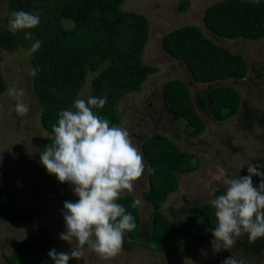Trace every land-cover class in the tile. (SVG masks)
I'll use <instances>...</instances> for the list:
<instances>
[{
    "label": "trees",
    "instance_id": "obj_1",
    "mask_svg": "<svg viewBox=\"0 0 264 264\" xmlns=\"http://www.w3.org/2000/svg\"><path fill=\"white\" fill-rule=\"evenodd\" d=\"M123 2L7 0L2 20L4 28H0V50L13 51L24 41L23 31L11 33L7 30L13 10L40 13V25L29 30L33 33L29 45L31 48L35 39L42 43L38 51L29 55L28 65L30 72L38 69L36 76H31V87L40 105V125L50 136H42L36 142L33 173L37 179L52 177L39 162L40 151L51 144L53 125L57 124L59 113L72 107L86 81H89V92L85 99L93 96L107 100L103 109L94 108L93 111L107 118L110 126H118L121 115L116 110L117 102L126 93L138 91L145 76L155 70L154 66L142 61L149 26L147 17L123 10ZM186 4L180 1L177 9L184 12ZM201 22L217 38L259 40L264 37V0L211 2L203 9ZM159 46L162 53L183 64L192 85H209L205 91L195 92V101L201 109L219 122L238 114L240 93L224 82L244 77L246 66L241 54L214 43L198 26L190 24L163 33ZM89 74L93 76L87 80ZM5 88L0 72V95ZM161 100L172 120L184 123L189 136L195 137L204 131L205 120L195 110L190 88L184 80L177 77L166 80L161 85ZM139 146L146 165L151 168V171L146 168L147 189L140 195V200L152 209L147 247L177 257L185 255L196 243L188 229L210 230L215 221L213 207L207 203L194 206L183 223L172 220L160 207L177 190V174L193 172L197 162L193 163L192 153L182 151L160 133L143 138ZM134 200L128 194L118 201L135 217L137 224L135 230L125 233L124 241L134 240L140 229L139 206L131 207ZM17 207V198L0 181V214L13 215ZM73 241L77 245V241ZM51 242L49 230L38 227L19 242L10 255L3 254V258L7 264H50L42 260L41 255ZM69 264L79 263L72 259Z\"/></svg>",
    "mask_w": 264,
    "mask_h": 264
},
{
    "label": "rangeland",
    "instance_id": "obj_2",
    "mask_svg": "<svg viewBox=\"0 0 264 264\" xmlns=\"http://www.w3.org/2000/svg\"><path fill=\"white\" fill-rule=\"evenodd\" d=\"M180 1L124 0L122 3L123 10L147 17L149 26L142 61L154 66L155 70L145 76L138 91L126 93L117 102L116 110L121 115L118 126L129 131L133 143L139 148L143 138L160 133L182 151L194 155L192 161L197 162L196 170L189 174H177V190L160 207L172 220L183 223L191 208L202 203L211 205L210 201L223 192L225 177H234L239 171L240 175H247L249 163L264 162V37L259 40L217 38L203 26L201 14L208 4L218 0H184L187 3L184 12L177 9ZM6 8L7 0H0V28H4L2 20ZM186 24L198 26L214 43L241 54L245 61L244 77L224 82L240 93L238 114L225 121H216L195 101V92L205 91L209 85H192L183 64L160 51L159 39L163 33ZM23 40L25 42L13 51L0 50V72L6 83L0 95V181L18 201L15 214H0V264H7L3 254L10 255L13 248L38 227H45L51 233L52 242L44 247L41 258L53 264L48 256L51 249L65 252L77 247L73 240L69 244L58 237L66 230L62 216L63 202H75L78 197L73 194L72 186L60 183L54 175L40 180L33 173L36 142L40 137L50 135L43 131L39 122L40 105L31 87L28 65L30 45L29 40ZM92 76L89 74L87 80ZM174 77L187 83L195 110L205 120L204 131L195 137L187 134L183 122L172 120L162 103L161 85ZM88 82L76 99L87 97ZM10 88L24 90L25 94L20 99L30 107L24 117L14 111L16 101L8 95ZM253 181L258 184L259 178L253 176ZM145 189L146 170L136 182L135 191L130 194L140 199ZM139 209V233L134 240L124 242L119 255L104 260L89 247H84V255L75 260L79 264H222L225 258L233 255L243 260L244 264H264V239L249 243L245 236L231 251H214L222 248L211 231L216 218L208 231L188 229L196 239L189 253L177 257L165 251L156 252L146 244L151 230V206L141 201Z\"/></svg>",
    "mask_w": 264,
    "mask_h": 264
},
{
    "label": "clouds",
    "instance_id": "obj_3",
    "mask_svg": "<svg viewBox=\"0 0 264 264\" xmlns=\"http://www.w3.org/2000/svg\"><path fill=\"white\" fill-rule=\"evenodd\" d=\"M41 23L38 11L13 10L8 19L7 30L23 31L24 39L32 41L33 33ZM42 41L35 39L29 55L38 51ZM38 69L30 75L35 77ZM23 89L10 88L8 95L16 101L15 113L24 117L30 111L21 101ZM106 98L89 96L76 99L71 108L62 110L58 122L53 125L51 144L40 151L39 162L49 175L60 183L72 186L75 202H63L62 216L65 231L59 239L77 247L71 251L48 252L53 264H69L80 259L85 246L101 259L115 258L123 249L125 233L136 229L135 217L118 201L135 191L136 182L143 177L146 165L140 148L133 143L126 128L112 125L93 109H103ZM241 170V169H240ZM240 173V171H239ZM225 177L224 190L210 201L216 218L211 230L221 249L231 251L238 240L247 237L249 243L264 239V162L249 163L247 175ZM253 176L259 178L254 183ZM141 204L135 199L131 204ZM203 254L204 250H201ZM222 264H244L231 255Z\"/></svg>",
    "mask_w": 264,
    "mask_h": 264
}]
</instances>
